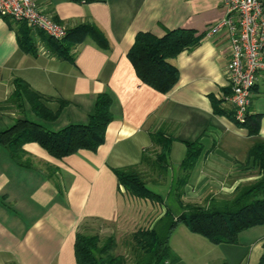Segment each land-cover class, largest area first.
Here are the masks:
<instances>
[{"label":"crops","instance_id":"0c3cea01","mask_svg":"<svg viewBox=\"0 0 264 264\" xmlns=\"http://www.w3.org/2000/svg\"><path fill=\"white\" fill-rule=\"evenodd\" d=\"M32 1L66 32L94 27L106 48L86 37L64 59L52 51L44 34L29 30L33 53H26L17 45L16 24L0 17V104L6 111L0 112V129L19 117L52 132L84 125L102 93L111 99L112 120L94 152L81 150L60 160L27 143L17 164L0 146V264H75L77 233L113 236L127 218L137 220V227H151L163 206L129 198L112 173L138 165L142 156L148 159L140 167L145 187L167 186L166 194L174 195L179 186L183 204L229 199L239 186L258 177L246 160L254 144L264 143V73L257 75L250 93L249 114L258 121L256 134L248 135L222 99L229 92L226 39L221 33L205 36L208 26L223 16L222 0ZM173 29L191 30L200 39L168 61L178 77L171 90L160 94L137 80L126 53L136 33L161 37ZM14 79L23 81L55 117L43 120L25 102H7ZM158 133L169 141L163 166L155 163L158 147L150 138ZM185 143L199 149L186 171L180 166ZM247 231L256 236L241 243L239 236L249 235ZM263 243L264 226L254 227L241 232L235 244H206L202 249L211 260L198 263L241 264L253 251L254 259L260 258ZM180 262L178 256L175 264Z\"/></svg>","mask_w":264,"mask_h":264},{"label":"trees","instance_id":"16d2710c","mask_svg":"<svg viewBox=\"0 0 264 264\" xmlns=\"http://www.w3.org/2000/svg\"><path fill=\"white\" fill-rule=\"evenodd\" d=\"M4 19L8 23L12 22L8 18ZM12 23L16 24L18 47L32 54L30 29L21 22ZM39 34L43 35L41 32ZM86 37H90L99 48H106L102 34L88 25L78 26L66 32L65 37L59 41L46 36V42L57 56L69 59V49ZM199 39L200 36H195L193 31L185 29L168 30L161 37L138 32L126 53V58L138 81L160 94H165L172 89L178 77L177 70L168 61L195 46ZM12 85L13 90L7 102L15 105L25 102L30 112L43 120H52L55 117L56 114L46 110L39 97L30 91L23 81L14 79ZM110 104L111 99L107 93L97 95L86 124L68 125L55 132L48 131L25 117L16 118L11 126L0 131V146L17 164L20 163V156L24 154L22 146L27 143L36 144L55 160L81 150L94 152L102 144L105 128L112 120ZM3 106V103L0 104V111L4 109ZM215 112L221 113L218 109H215ZM257 121L258 117L248 115L240 126L247 130L248 135H254L257 131ZM150 138L158 147V153L154 157L155 163L166 165L169 141L162 139L159 133L152 134ZM185 147L186 152L180 164L184 171L192 167L199 152L195 143H185ZM147 160L142 156L138 165L112 169V173L126 196L162 205V215L151 227H136L130 234L128 259L114 253L116 241L113 236L99 238L96 234H75V264H175L178 257L170 250L168 239L178 224H183L190 234L200 236L212 245L235 244L241 232L264 226V143L254 144L247 154L246 163L249 160L253 164L258 177L239 186L229 199H211L204 205L183 204L180 187H175V193L172 195L180 211L177 215L171 212L158 195L145 187L140 167L145 165ZM262 247L263 253L258 264H264V243Z\"/></svg>","mask_w":264,"mask_h":264},{"label":"built area","instance_id":"2783aa9c","mask_svg":"<svg viewBox=\"0 0 264 264\" xmlns=\"http://www.w3.org/2000/svg\"><path fill=\"white\" fill-rule=\"evenodd\" d=\"M223 16L208 26L206 37L223 34L230 57L224 74L228 94L222 99L233 109V120L243 124L249 114L250 93L264 73V7L261 0H222ZM0 17L21 22L30 30L59 41L65 29L52 22L32 0H0Z\"/></svg>","mask_w":264,"mask_h":264},{"label":"rangeland","instance_id":"374dc122","mask_svg":"<svg viewBox=\"0 0 264 264\" xmlns=\"http://www.w3.org/2000/svg\"><path fill=\"white\" fill-rule=\"evenodd\" d=\"M5 112L6 111H3L2 113ZM2 127L3 128L1 129H4V126ZM147 188L154 193H159V195H161L162 198L165 200V205L171 210L172 213H174L175 215L180 213V211L177 210L173 195L171 193L166 194L167 186L159 188L158 186L147 185ZM137 208L138 207H136V209ZM140 225L141 224L138 223L137 220H132L131 218H127V221L124 219L122 222H120V225L118 226L117 230H115V232L113 233V237L116 241V248L114 250L115 254L126 256L127 259L129 258V236L134 231V229ZM248 232L250 231H247L244 234L249 235H241L242 237L239 236L241 243H247L248 241H250V238L252 239L256 236L255 233ZM99 238H104V236H99ZM206 244H208V242L205 241L203 238L197 235L190 234L186 230L185 226H183V224H178L168 239V246L170 250L177 257L179 256L181 258V262L179 264H196L200 261H203L204 258H211L208 255V251L202 249L203 247L207 246ZM258 258L259 257H256L254 259L253 251L252 253H249L247 259L244 260L241 264H256L258 262ZM210 260L211 259H209V261ZM221 263V261L217 263L208 262V264Z\"/></svg>","mask_w":264,"mask_h":264}]
</instances>
